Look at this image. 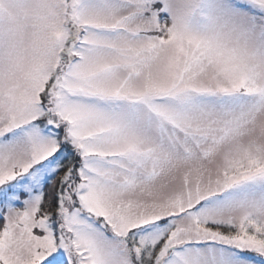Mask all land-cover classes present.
<instances>
[{
    "label": "snow or ice",
    "instance_id": "obj_1",
    "mask_svg": "<svg viewBox=\"0 0 264 264\" xmlns=\"http://www.w3.org/2000/svg\"><path fill=\"white\" fill-rule=\"evenodd\" d=\"M0 264H264V0H0Z\"/></svg>",
    "mask_w": 264,
    "mask_h": 264
}]
</instances>
